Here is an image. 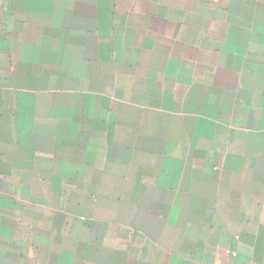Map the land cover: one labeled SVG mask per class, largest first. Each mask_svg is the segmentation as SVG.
Instances as JSON below:
<instances>
[{
  "label": "crops",
  "instance_id": "0c3cea01",
  "mask_svg": "<svg viewBox=\"0 0 264 264\" xmlns=\"http://www.w3.org/2000/svg\"><path fill=\"white\" fill-rule=\"evenodd\" d=\"M0 264H264V0H0Z\"/></svg>",
  "mask_w": 264,
  "mask_h": 264
}]
</instances>
